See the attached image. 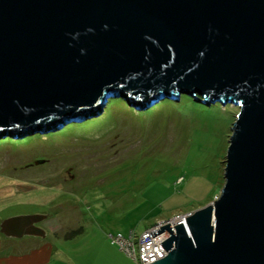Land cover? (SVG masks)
Instances as JSON below:
<instances>
[{
  "label": "water",
  "instance_id": "95a60500",
  "mask_svg": "<svg viewBox=\"0 0 264 264\" xmlns=\"http://www.w3.org/2000/svg\"><path fill=\"white\" fill-rule=\"evenodd\" d=\"M181 94L239 111L220 195L151 233L168 238L150 264H264V0H0V138ZM45 218L0 232L45 238Z\"/></svg>",
  "mask_w": 264,
  "mask_h": 264
},
{
  "label": "rangeland",
  "instance_id": "374dc122",
  "mask_svg": "<svg viewBox=\"0 0 264 264\" xmlns=\"http://www.w3.org/2000/svg\"><path fill=\"white\" fill-rule=\"evenodd\" d=\"M194 96L201 102L181 94L138 110L112 95L99 116L44 134L0 138V224L45 216L39 223L47 238L68 236L63 243L95 249L109 244V235L174 227L211 204L224 185L239 110ZM26 238L0 232L3 250L14 244L22 250Z\"/></svg>",
  "mask_w": 264,
  "mask_h": 264
},
{
  "label": "crops",
  "instance_id": "0c3cea01",
  "mask_svg": "<svg viewBox=\"0 0 264 264\" xmlns=\"http://www.w3.org/2000/svg\"><path fill=\"white\" fill-rule=\"evenodd\" d=\"M166 196L167 194H163L155 205L161 204ZM48 236L50 234L46 232L45 238L28 237L22 240L23 249L20 251L17 244L7 247L6 250L0 244V264H129L120 254L121 251L118 252L114 245L106 241L98 242L95 249L80 248L76 246V241L72 244L63 243L68 236H63V240L62 237L59 240V236H52V239L47 238ZM59 242L63 243L60 244L61 248L56 247Z\"/></svg>",
  "mask_w": 264,
  "mask_h": 264
},
{
  "label": "built area",
  "instance_id": "2783aa9c",
  "mask_svg": "<svg viewBox=\"0 0 264 264\" xmlns=\"http://www.w3.org/2000/svg\"><path fill=\"white\" fill-rule=\"evenodd\" d=\"M180 220L177 219L173 224H184V219L183 222ZM155 231H158V229H149L138 236H135L133 232H130L127 237L120 234L116 236L109 235V239L112 245L117 247L122 253H125L129 259L131 258L130 260L133 261V264H150L166 254L161 244L168 238V234L164 232L152 238L151 233Z\"/></svg>",
  "mask_w": 264,
  "mask_h": 264
},
{
  "label": "flooded vegetation",
  "instance_id": "af4514ba",
  "mask_svg": "<svg viewBox=\"0 0 264 264\" xmlns=\"http://www.w3.org/2000/svg\"><path fill=\"white\" fill-rule=\"evenodd\" d=\"M44 222V221H43ZM36 226L41 227L40 223L36 224Z\"/></svg>",
  "mask_w": 264,
  "mask_h": 264
},
{
  "label": "trees",
  "instance_id": "16d2710c",
  "mask_svg": "<svg viewBox=\"0 0 264 264\" xmlns=\"http://www.w3.org/2000/svg\"><path fill=\"white\" fill-rule=\"evenodd\" d=\"M173 101V100H172Z\"/></svg>",
  "mask_w": 264,
  "mask_h": 264
}]
</instances>
